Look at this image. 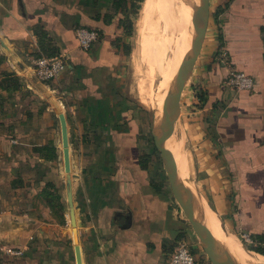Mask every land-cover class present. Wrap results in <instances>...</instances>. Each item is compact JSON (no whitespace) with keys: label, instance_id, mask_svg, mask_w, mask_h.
<instances>
[{"label":"crops","instance_id":"obj_1","mask_svg":"<svg viewBox=\"0 0 264 264\" xmlns=\"http://www.w3.org/2000/svg\"><path fill=\"white\" fill-rule=\"evenodd\" d=\"M116 2L0 0V73L20 81L14 92L0 90V264H76L60 120L51 99L66 121L83 264H164L181 243L198 264H210L154 162V114L122 77L123 16ZM209 13L180 98L181 154L222 228L256 239L264 234V0H209ZM79 27L99 33L86 50L76 39ZM38 28L46 34L43 44L66 61L47 83L32 78L33 59L44 55ZM231 70L251 76L253 90L231 89ZM44 146L56 157L35 150ZM48 183L61 196L64 222L46 203ZM9 247L24 251L9 255Z\"/></svg>","mask_w":264,"mask_h":264},{"label":"rangeland","instance_id":"obj_2","mask_svg":"<svg viewBox=\"0 0 264 264\" xmlns=\"http://www.w3.org/2000/svg\"><path fill=\"white\" fill-rule=\"evenodd\" d=\"M195 1L196 3L193 2L194 5L190 11V23H188V18H186L184 12L187 6L186 0H143L138 4L135 14L131 17V34H124L120 42L118 41L117 43V46L121 47V52L124 56L122 77L127 80L126 88L131 91V94L135 95L136 100L140 101L142 107H145L152 116L154 114V109L151 100L158 92L162 80L169 73L170 66L176 58L177 48L180 46L183 36L185 35L183 27L185 28L187 26L188 28V26H190L192 30L191 16L193 8L198 3V0ZM185 21L187 23H185ZM184 23L187 25H184ZM190 41L191 39L187 47H189ZM187 50L188 48L185 49L183 57L186 55ZM174 136L175 137L172 138V151L175 162L179 168L181 167L180 169L183 171L185 181L190 184L197 194L189 179L185 158L181 154L183 145L179 130ZM153 157L155 164L161 167V175L165 177L166 175L158 151L154 152ZM198 197L201 198L199 195ZM64 199L63 196V200ZM201 200L203 204H206L202 198ZM214 216L219 222V229L221 232L235 237L247 253H252V251L248 249L254 244V239L252 237L251 242H244L241 236L243 234L248 235L247 233L223 231L222 223L215 214ZM187 224L188 227L191 228L188 222ZM9 248L15 251H24L23 249L18 250L16 248ZM261 256L264 260V256Z\"/></svg>","mask_w":264,"mask_h":264},{"label":"water","instance_id":"obj_3","mask_svg":"<svg viewBox=\"0 0 264 264\" xmlns=\"http://www.w3.org/2000/svg\"><path fill=\"white\" fill-rule=\"evenodd\" d=\"M209 14V0H198V3L193 8L191 16L193 36L191 38L190 45L186 55L182 58L176 69L172 85L163 100L160 111V121L158 125L153 128L152 137L154 147L159 153L172 197L189 223L199 242L202 252L205 254L209 263L238 264L226 251L219 248L209 229L197 219L193 208L191 194L179 182L174 154L166 148L167 142H169L174 137L176 132H178L181 94L192 74L193 67L202 49L207 31ZM32 78L34 81L39 82L33 76ZM51 101L57 110L60 120L64 170L67 178V201L72 227L75 261L76 264H83L72 206L66 121L57 104L52 99Z\"/></svg>","mask_w":264,"mask_h":264},{"label":"bare ground","instance_id":"obj_4","mask_svg":"<svg viewBox=\"0 0 264 264\" xmlns=\"http://www.w3.org/2000/svg\"><path fill=\"white\" fill-rule=\"evenodd\" d=\"M196 1L194 0H186L187 6L185 8V15L186 18H188V23H190V11L192 6ZM185 23H187L185 21ZM184 25H187L185 24ZM186 28V29H185ZM183 27L184 29V36L183 40L180 44V46L177 48V54L176 58L173 61V63L170 66L169 73L164 77L162 80L161 85L159 86V90L154 96L152 101V106L154 109V127H156L160 121V111L162 107L163 100L166 96L167 91H169L174 74L176 72V69L181 62L183 58V54L185 53V49L188 47L189 40L193 36V30H191V27L187 26ZM180 41V40H179ZM178 41V43H179ZM185 56V55H184ZM180 133V132H179ZM175 137V136H174ZM172 139L167 142L166 148L172 151ZM177 166V173H178V179L181 185L191 194L192 197V203L193 208L195 211V215L197 219L204 224L209 231L211 232L212 236L214 237L215 241L217 242L220 249L226 251L232 259L236 263L240 264H264L263 257L260 254L257 253H247L244 248L241 246V244L236 240L235 237L226 235L224 232H221L219 229V222L214 216V213L209 209V207L206 204H203L201 198L198 197V195L194 192V189L190 186L188 182L185 181L183 177V171L180 169L176 163ZM225 231V230H223Z\"/></svg>","mask_w":264,"mask_h":264},{"label":"built area","instance_id":"obj_5","mask_svg":"<svg viewBox=\"0 0 264 264\" xmlns=\"http://www.w3.org/2000/svg\"><path fill=\"white\" fill-rule=\"evenodd\" d=\"M76 39L79 47L88 49L99 37L96 30L86 27H79L75 30ZM33 73L35 78L40 83H47L57 79L66 69V61L62 56L47 57L45 55L36 56L33 61ZM226 84L235 91H252L255 85L254 79L243 72L231 70L226 77ZM242 240L244 242L250 241L251 236L243 234ZM6 253L9 255H21V251L7 249ZM164 264H198L197 260L190 250L189 246L181 243L177 246L172 254L166 259Z\"/></svg>","mask_w":264,"mask_h":264},{"label":"trees","instance_id":"obj_6","mask_svg":"<svg viewBox=\"0 0 264 264\" xmlns=\"http://www.w3.org/2000/svg\"><path fill=\"white\" fill-rule=\"evenodd\" d=\"M142 1L143 0H117L116 2L117 6L118 8L121 9L123 16L119 21V27L122 28L124 34L126 35L131 34L132 31L131 17H133V14H135L138 4H140ZM35 33L40 38V43H39L40 51L44 52V55L47 57H56L57 53L55 48H53V46H50L49 44L47 45H45V43L43 44L44 40H46V34H44V31L38 28L36 29ZM4 60L5 58L0 55V66L2 65ZM19 87H20V81L18 76H16L13 73H7V72L0 73V90H4L8 93H11L18 90ZM197 98L200 103H202L204 100L203 95H199ZM35 150L40 153L42 152L47 153V151H49L50 158L54 156L56 157L55 154H51V151H54L53 147L51 146L39 147L36 148ZM44 157L48 158L49 156H47V154H44ZM43 193L46 197V203L48 204L54 215H56V217H58L61 222H64L63 205L60 201L61 196L59 195L58 190L55 188L54 185L48 183L46 184ZM253 242L254 244L250 246L248 249L254 253L264 256V234H260L256 239L253 240Z\"/></svg>","mask_w":264,"mask_h":264}]
</instances>
